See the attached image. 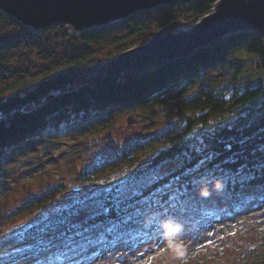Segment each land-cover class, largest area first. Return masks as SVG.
<instances>
[{
	"label": "trees",
	"instance_id": "16d2710c",
	"mask_svg": "<svg viewBox=\"0 0 264 264\" xmlns=\"http://www.w3.org/2000/svg\"><path fill=\"white\" fill-rule=\"evenodd\" d=\"M215 1H177L136 12L126 19L97 26L81 34L64 33L61 42L64 45L63 38L70 35V41L64 46L70 45L71 50L62 68L40 78L0 87V172L7 170L6 153L18 144L50 140L52 136H57L56 132L63 123L79 124L78 119L84 125L71 134L84 132L94 120L101 122L109 119L112 108L131 110L135 107L141 111L172 108L182 122L176 133L165 137L149 150L156 152L150 163L138 166L139 155L135 148H131V151L106 155L93 168H85L80 173V179L92 182V191L105 193L112 190L115 194L121 189L127 191L133 178L151 175L164 161L180 160L167 173L152 176L154 179L142 186L140 195L127 199L126 213L113 210V222L120 218L130 219L120 224L106 241H97L94 247H88L83 253L88 258L118 247L138 245L149 237L170 232L173 227L169 220L184 218L203 203L204 200L191 203L202 186L219 181L222 193H225L224 200L214 204L213 210L206 213L205 219L210 221L217 220L218 213L229 210V199L226 197L231 192V185L233 193L239 192L242 187L264 186V174L255 171V165L264 160V151H261L264 147V80L256 86L241 85L239 77L243 66L233 54L236 48L242 47L243 51L254 56L252 63H256L264 74L262 30L235 32L216 43L167 59L142 73L110 72L75 85L85 70L99 64L80 59L82 53L91 52L93 47L107 48L127 38L143 41L156 29L175 20L195 23L211 11ZM8 23L23 29L28 35H24L26 43L38 39L43 31L62 27L57 23L40 31H30L29 27L23 28L15 17L0 12V30ZM120 32H124V36L110 38ZM17 43L1 38L0 34V69L6 71V55ZM209 72H219L224 76L218 86L204 84L205 75ZM89 122L91 124L84 127ZM200 132H203L205 145L195 150L194 140ZM136 145L137 148L142 147L141 144ZM228 158H235L236 163L224 164ZM241 166H244L242 170ZM222 171H230L233 180L228 183L220 180ZM250 174H254L255 178L248 179ZM126 177L129 178L123 181ZM55 205L50 200L45 207H33L15 219L0 223V253L5 257L0 264H33L46 255L63 254L62 248L51 247L41 236L44 223L52 218L56 209L65 206ZM93 223L99 231H104L109 218L97 217L83 226L89 227ZM263 251L264 236L259 242V250L255 249L253 255L250 253L249 256V250L245 251L242 264H257L259 258L263 259Z\"/></svg>",
	"mask_w": 264,
	"mask_h": 264
},
{
	"label": "rangeland",
	"instance_id": "374dc122",
	"mask_svg": "<svg viewBox=\"0 0 264 264\" xmlns=\"http://www.w3.org/2000/svg\"><path fill=\"white\" fill-rule=\"evenodd\" d=\"M58 24L62 25L61 29L43 31L38 39L27 43L24 35H28L17 24L8 23L2 27L1 38L18 43L6 55V71L0 69V87L49 75L65 65L71 46L64 45L70 41V35L63 38L64 45L62 36L64 33L77 35L82 31L76 30L71 24ZM189 24L175 20L156 29L143 41L127 38L107 48L93 47L91 52L82 53L80 59L99 64L85 70L75 85L110 72L142 73L170 57L190 53L223 38L222 35L207 37ZM21 26L25 27L22 23ZM246 28L255 29L253 23L247 24ZM121 32L110 38L124 36V32ZM233 54L243 66L239 77L241 85L256 86L264 80L262 69L252 63L253 55L247 54L242 47L236 48ZM205 77L206 86H218L224 79L219 72H209ZM109 112V119L101 122L94 120L92 124L89 122L84 127L91 125L84 132L71 134L84 125L81 119H78L79 124L63 123L56 132L57 136H52L50 140L35 144L23 142L6 153L7 170L0 172V223L15 219L33 207H45V203L50 200L56 203L55 206H64L74 195L82 194L76 193L77 188L91 192L92 182L80 179V173L85 168L94 167L106 155L113 156L122 150L131 151V148H135L140 158L137 165L150 163L156 152L151 153L149 150L165 137L176 133L182 125L172 108L142 111L135 107L131 110L112 108ZM129 115L136 118L137 122L129 123ZM202 134L200 132L194 140L195 150L205 145ZM136 144L142 147L137 148ZM167 161L151 176L167 173L180 162L178 159ZM230 189L226 197L229 199V210L218 213L217 220H206L205 215L213 210L214 204L221 203L225 193H222V188H216V184L202 186L191 201L198 203L204 200L199 208L192 209L184 218L169 220L171 227L179 226L178 230L170 228L166 235L149 237L144 240L147 242L143 241L139 245L115 248L98 259L88 258L84 264H242L246 257L243 255L245 251L249 250L248 255H253L263 240L264 199L261 197L264 196V186L242 187L237 193L232 192V185ZM205 190L209 193L207 198L202 195ZM233 232L235 235H230ZM209 239L212 244L207 243ZM262 253L263 259L259 258L261 264L264 263V251Z\"/></svg>",
	"mask_w": 264,
	"mask_h": 264
},
{
	"label": "water",
	"instance_id": "95a60500",
	"mask_svg": "<svg viewBox=\"0 0 264 264\" xmlns=\"http://www.w3.org/2000/svg\"><path fill=\"white\" fill-rule=\"evenodd\" d=\"M177 1L192 0H0V10L32 28L67 23L76 30L86 31ZM249 23L264 32V0H217L209 13L189 26L197 27L207 37L225 38L248 29ZM127 121L134 123L137 119L129 115Z\"/></svg>",
	"mask_w": 264,
	"mask_h": 264
},
{
	"label": "snow or ice",
	"instance_id": "6c2138e0",
	"mask_svg": "<svg viewBox=\"0 0 264 264\" xmlns=\"http://www.w3.org/2000/svg\"><path fill=\"white\" fill-rule=\"evenodd\" d=\"M227 147L231 149V145ZM261 151H264V147L261 148ZM211 158L210 156L209 159ZM201 163H204V161H201ZM223 163L234 164L236 160L235 158H228ZM243 167L241 166V170ZM255 171L264 174V160L255 165ZM213 176H215V173H213ZM254 178V174L248 176V179ZM153 179L151 175L139 179L133 178L130 189L127 191L120 190L115 194L112 190L105 193L96 191L85 193L84 189L77 188L76 193L83 194L74 195L71 203L66 204L63 208L56 209L52 218L46 221L41 229V236L46 239L47 244L51 247L62 248L63 254L60 256L46 255L43 259H36L33 264H57V261L59 264H84L88 257L83 253L87 252L88 247H94L97 241H106L108 236L117 231L120 224L126 223V219H130V217L120 218L113 222L111 219L113 210L121 214L126 213V200L140 195L142 186ZM219 179L228 183L233 180V176L230 171H222ZM202 195L207 198L209 193L203 192ZM261 199H264V196ZM97 217L109 218L108 227L104 231H99L98 226L94 223L89 227L83 226ZM97 233L99 234L97 235ZM230 235H235V232L230 233ZM207 243L212 244V240L209 239ZM139 255H143V253H139ZM98 258L97 256L92 257V259ZM4 260L3 253H0V261Z\"/></svg>",
	"mask_w": 264,
	"mask_h": 264
},
{
	"label": "clouds",
	"instance_id": "9594fccd",
	"mask_svg": "<svg viewBox=\"0 0 264 264\" xmlns=\"http://www.w3.org/2000/svg\"><path fill=\"white\" fill-rule=\"evenodd\" d=\"M221 186H222L221 183H220L219 181H217V183H216V187L219 188V187H221ZM204 192L207 193V190H205ZM178 227H179V226H177L176 228H173L172 230H173V231H176V230H178Z\"/></svg>",
	"mask_w": 264,
	"mask_h": 264
},
{
	"label": "bare ground",
	"instance_id": "6f19581e",
	"mask_svg": "<svg viewBox=\"0 0 264 264\" xmlns=\"http://www.w3.org/2000/svg\"><path fill=\"white\" fill-rule=\"evenodd\" d=\"M244 1V0H243ZM1 11V10H0ZM2 12V11H1ZM194 28V27H193ZM263 30H264V28H263ZM82 32H84V31H82Z\"/></svg>",
	"mask_w": 264,
	"mask_h": 264
}]
</instances>
